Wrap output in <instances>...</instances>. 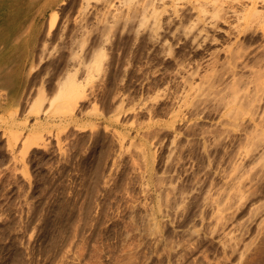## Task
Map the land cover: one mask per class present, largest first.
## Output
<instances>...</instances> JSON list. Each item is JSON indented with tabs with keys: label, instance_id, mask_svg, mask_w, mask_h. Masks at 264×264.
Here are the masks:
<instances>
[{
	"label": "rangeland",
	"instance_id": "obj_1",
	"mask_svg": "<svg viewBox=\"0 0 264 264\" xmlns=\"http://www.w3.org/2000/svg\"><path fill=\"white\" fill-rule=\"evenodd\" d=\"M231 1L0 0V264H264V23Z\"/></svg>",
	"mask_w": 264,
	"mask_h": 264
},
{
	"label": "bare ground",
	"instance_id": "obj_2",
	"mask_svg": "<svg viewBox=\"0 0 264 264\" xmlns=\"http://www.w3.org/2000/svg\"><path fill=\"white\" fill-rule=\"evenodd\" d=\"M131 0H127L129 3ZM137 1V0H136ZM199 2V5L202 7V11L205 12V15L212 16L214 14H220L221 9L225 8V3H223V0H197ZM262 2L264 4V0H232L231 3H229L230 11L237 20L243 19L244 21H249V20H254V21H259L264 23V9L258 7V3ZM261 3V4H262ZM211 6L213 8L212 14L207 13L208 8ZM222 15V14H220ZM56 21V15L53 14L50 17L49 24L53 26ZM264 31V29H263ZM103 50H99V54L95 55L94 58H92L91 64L95 62V66L97 68H102L103 67V62H102V57H103ZM82 58V57H81ZM82 63V62H81ZM85 63V62H84ZM80 64V62H79ZM87 65V64H86ZM90 64L88 63V67L90 68ZM69 76V75H67ZM77 80V79H76ZM76 80L70 79V77H66L63 81L60 82L61 86L59 87V90L57 91L56 95L53 96L50 99V107L54 105V100L61 99L63 96L69 95L71 92L75 91V88H77L78 85ZM76 83V84H75ZM76 85V87H75ZM246 93H242L238 95L235 93L234 96V103L236 104H243L246 103V99L249 100V96ZM245 99L244 102H241V99ZM233 109V107L231 108ZM230 111V110H229ZM8 121V120H3ZM32 135H35L33 133ZM37 135V134H36ZM35 135V136H36ZM34 144H37V141L34 142Z\"/></svg>",
	"mask_w": 264,
	"mask_h": 264
},
{
	"label": "crops",
	"instance_id": "obj_3",
	"mask_svg": "<svg viewBox=\"0 0 264 264\" xmlns=\"http://www.w3.org/2000/svg\"><path fill=\"white\" fill-rule=\"evenodd\" d=\"M40 1V0H39ZM62 0H55V3L56 2H61ZM54 3V4H55ZM4 4L6 5V7H8V0H4ZM39 5V7H40V10L41 11H44L45 9H47L48 8V6L49 5H51V4H48V3H45L44 2V0H42V2L40 3V4H38ZM54 6V5H53ZM53 6L51 7V8H53ZM1 8H2V6H0ZM2 10V9H1ZM21 42V45H24V48L23 49H21V51H20V53L18 54V60H17V63H18V66L17 67H15V69L16 68H18L17 70H16V72H17V74L18 75H20V77L22 78V79H25V77L29 74V69H30V67H27V64L29 63L28 61H29V59H30V52H31V50H33V45H34V40H33V42L32 43H30L29 41H28V44L26 45V43H25V40H22V41H20ZM30 49V50H29ZM30 52H29V51ZM29 53V54H28ZM5 65H4V67L5 68H3L4 69V72H7L8 71V59L7 60H5ZM20 66V67H19ZM21 69V70H20ZM20 70V71H19ZM6 81V80H5ZM4 83H8V81H6V82H4ZM8 85H10V84H7L6 86L8 87ZM20 86L19 85H14V86H10L9 87V89L10 90H12V89H18Z\"/></svg>",
	"mask_w": 264,
	"mask_h": 264
}]
</instances>
